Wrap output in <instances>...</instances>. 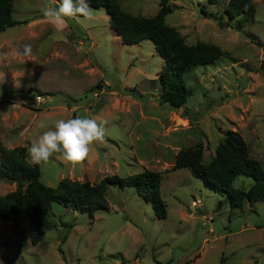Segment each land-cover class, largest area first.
Listing matches in <instances>:
<instances>
[{"label":"rangeland","instance_id":"1","mask_svg":"<svg viewBox=\"0 0 264 264\" xmlns=\"http://www.w3.org/2000/svg\"><path fill=\"white\" fill-rule=\"evenodd\" d=\"M12 1L13 17L27 22L0 33V147L25 146L32 163L28 148L57 120L96 119L105 127V140L79 165L56 156L39 165L40 182L55 187L67 177L93 184L106 175L157 171L167 214L156 218L133 187L110 185L108 208L92 216L53 203V227L37 244L30 242L24 216L21 235L10 221L0 220V264H155L154 259L264 264V199L231 208L226 195L190 169L172 170L177 152L198 141L203 161L209 160L227 130L242 135L249 156L264 169V0H253L254 16L235 28L202 14L226 21L227 0H169L174 8L165 21L186 44L212 43L224 52L214 63L184 73L188 96L177 109L161 101L158 73L164 60L153 43L123 44L103 7H90V20L73 17L57 30L42 16V9L58 7L57 1ZM119 3L125 12L144 17L159 8V0ZM26 44L32 54L18 56ZM95 84L100 88L90 90ZM32 88L42 95L40 103L18 93ZM252 182L240 175L233 186L245 189ZM14 188L0 178V195Z\"/></svg>","mask_w":264,"mask_h":264},{"label":"trees","instance_id":"2","mask_svg":"<svg viewBox=\"0 0 264 264\" xmlns=\"http://www.w3.org/2000/svg\"><path fill=\"white\" fill-rule=\"evenodd\" d=\"M55 1L59 3V0ZM207 1L216 4L222 0ZM88 3L90 7L105 9L110 27L117 32L123 44H134L144 39L153 43L155 51L164 60L158 73L162 86L161 101L171 108H180L187 101L188 90L183 79L184 73L199 64H212L224 54L223 50L212 43L186 44L180 33L165 21L166 15L174 8L169 0H159L158 11L152 17L125 12L119 0H88ZM12 8V0H0V33L27 22L16 20ZM223 11L227 16L226 21L206 12L202 14L215 18L221 26L235 28V24L242 26L246 19L254 16L255 7L253 0H227ZM72 20L73 17L68 18L67 22L71 23ZM69 27L71 29V26ZM99 88L100 85L95 84L90 90ZM33 90L39 93L35 88L30 91ZM66 105H69L68 101ZM107 140L115 143L114 140ZM249 153V147L242 135L236 130H227L209 160L203 161V144L198 141L177 152L172 170L190 169L192 174L209 188L226 195L231 208H241L245 201L254 203L264 199V169ZM26 156L25 146L10 149L0 147V178L15 185L13 190L0 195V220L10 221L21 235L20 218L24 216L28 222L32 244L40 242L46 231L53 227L50 219L53 203L87 212L92 216L95 211L108 208L105 192L108 186L114 184L133 187L144 201L151 204L156 218L166 217V204L160 193L161 173L157 171L143 169L124 177L117 174L106 175L93 184L86 180L63 177L55 187H51L40 182L39 165L29 163ZM240 175L252 178L253 182L248 188L233 186L234 179ZM66 238L64 235L62 242ZM58 251L64 259L60 246ZM154 263L171 264V260L162 263L154 259ZM180 264H192V260L188 259Z\"/></svg>","mask_w":264,"mask_h":264},{"label":"clouds","instance_id":"3","mask_svg":"<svg viewBox=\"0 0 264 264\" xmlns=\"http://www.w3.org/2000/svg\"><path fill=\"white\" fill-rule=\"evenodd\" d=\"M92 15L93 10L88 0H59L58 7L42 9L43 18L57 30L66 27L68 18L82 17L84 20H90ZM16 54L22 57L30 56L31 45H24L22 51ZM105 135V127L96 119L79 116L59 119L55 122L53 130L43 132L39 139L30 145L28 156L34 165L47 164L56 156L66 164L76 166L89 157L96 143L105 140Z\"/></svg>","mask_w":264,"mask_h":264},{"label":"water","instance_id":"4","mask_svg":"<svg viewBox=\"0 0 264 264\" xmlns=\"http://www.w3.org/2000/svg\"><path fill=\"white\" fill-rule=\"evenodd\" d=\"M36 91H26V90H21V91H18V93L22 96H25V97H31L33 94H35Z\"/></svg>","mask_w":264,"mask_h":264},{"label":"built area","instance_id":"5","mask_svg":"<svg viewBox=\"0 0 264 264\" xmlns=\"http://www.w3.org/2000/svg\"><path fill=\"white\" fill-rule=\"evenodd\" d=\"M33 99H34L35 102L40 103V102L43 100V97H42V95H40V94H38V93H35V94L33 95ZM193 203H194V202H193Z\"/></svg>","mask_w":264,"mask_h":264},{"label":"crops","instance_id":"6","mask_svg":"<svg viewBox=\"0 0 264 264\" xmlns=\"http://www.w3.org/2000/svg\"><path fill=\"white\" fill-rule=\"evenodd\" d=\"M114 31V30H113ZM115 32V31H114ZM116 33V35H117V32H115ZM118 36V35H117ZM109 141V140H108ZM162 179V178H161ZM161 186V185H160ZM192 264H193V261H192Z\"/></svg>","mask_w":264,"mask_h":264}]
</instances>
